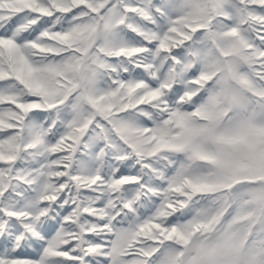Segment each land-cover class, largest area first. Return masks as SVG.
Returning a JSON list of instances; mask_svg holds the SVG:
<instances>
[{
  "label": "snow or ice",
  "instance_id": "6c2138e0",
  "mask_svg": "<svg viewBox=\"0 0 264 264\" xmlns=\"http://www.w3.org/2000/svg\"><path fill=\"white\" fill-rule=\"evenodd\" d=\"M0 264H264V0H0Z\"/></svg>",
  "mask_w": 264,
  "mask_h": 264
}]
</instances>
